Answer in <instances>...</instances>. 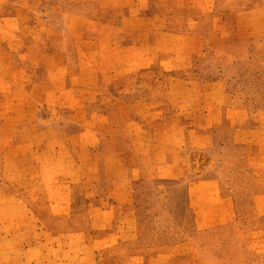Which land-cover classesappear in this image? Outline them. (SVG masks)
I'll use <instances>...</instances> for the list:
<instances>
[{
	"label": "rangeland",
	"instance_id": "rangeland-1",
	"mask_svg": "<svg viewBox=\"0 0 264 264\" xmlns=\"http://www.w3.org/2000/svg\"><path fill=\"white\" fill-rule=\"evenodd\" d=\"M0 264H264V0H0Z\"/></svg>",
	"mask_w": 264,
	"mask_h": 264
},
{
	"label": "crops",
	"instance_id": "crops-1",
	"mask_svg": "<svg viewBox=\"0 0 264 264\" xmlns=\"http://www.w3.org/2000/svg\"><path fill=\"white\" fill-rule=\"evenodd\" d=\"M263 30V29H262ZM218 81H220L221 82V80H218ZM220 82H218V85H220ZM208 140V139H207ZM206 142H208V143H210V141L208 140V141H206ZM18 146H21V145H18ZM185 173H186V170H184V173H183V175H185ZM182 175V176H183ZM181 176V175H180ZM179 176V177H180ZM181 176V177H182ZM214 181H213V179H209V178H204V179H201V180H199V181H197V182H192V184H190L189 185V187H188V196H189V198H190V200H189V203H190V206L194 209V221H195V226H196V228H199V227H201V226H203L201 223H202V220H204V218L202 217V215L200 214V212H199V209H197V208H194L193 207V189L196 187V185H198V184H200V183H206V185H209L210 183H213ZM5 199H7L8 197L7 196H5L4 197ZM210 200V199H209ZM214 204H215V202H214ZM226 204H227V202H226ZM24 209L22 208L21 209V211H20V213L22 214V220L24 221V220H26V218H28L29 219V216H26L25 217V213H24V211H23ZM24 214V215H23ZM216 217H212V219L213 220H216L215 219ZM216 223V222H215ZM214 223V224H215ZM14 232V231H13ZM17 233V232H16ZM13 234V233H12ZM23 261V260H22ZM21 261V262H22Z\"/></svg>",
	"mask_w": 264,
	"mask_h": 264
}]
</instances>
